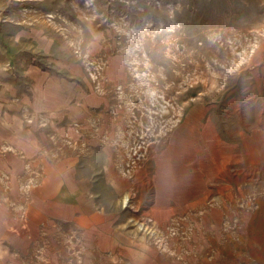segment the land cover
Masks as SVG:
<instances>
[{
	"label": "rangeland",
	"instance_id": "obj_1",
	"mask_svg": "<svg viewBox=\"0 0 264 264\" xmlns=\"http://www.w3.org/2000/svg\"><path fill=\"white\" fill-rule=\"evenodd\" d=\"M71 1L119 44L85 69L120 106L111 122L121 137L117 167L133 183L108 189L119 180L104 161L96 199L105 232L153 237L161 226L142 214L151 206L163 229L184 219L212 247L244 244L237 250L256 264L251 253L264 250V0ZM115 54L123 75L113 83L102 73Z\"/></svg>",
	"mask_w": 264,
	"mask_h": 264
},
{
	"label": "crops",
	"instance_id": "obj_2",
	"mask_svg": "<svg viewBox=\"0 0 264 264\" xmlns=\"http://www.w3.org/2000/svg\"><path fill=\"white\" fill-rule=\"evenodd\" d=\"M3 2L10 9L0 13V264H249V253L237 250L243 243L236 252L212 247L184 219L163 229L151 206L142 214L161 226L153 237L105 232L96 199L104 161L119 180L105 182L108 189L133 183L117 167L121 137L111 122L120 106L105 101L104 83L95 86L85 69L118 41L71 0ZM102 74L120 80L119 54ZM251 255L264 264L263 249Z\"/></svg>",
	"mask_w": 264,
	"mask_h": 264
}]
</instances>
